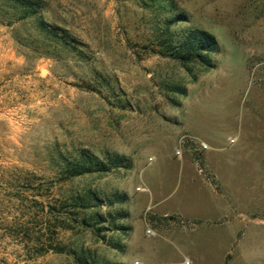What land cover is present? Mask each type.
Wrapping results in <instances>:
<instances>
[{
	"label": "rangeland",
	"instance_id": "rangeland-1",
	"mask_svg": "<svg viewBox=\"0 0 264 264\" xmlns=\"http://www.w3.org/2000/svg\"><path fill=\"white\" fill-rule=\"evenodd\" d=\"M45 1L86 56L36 55L0 23V264H76L47 242L123 264H264V0ZM172 11V29L214 35L213 67L156 52ZM92 69L113 91L86 88ZM77 147L131 167L56 180V150ZM87 187L126 195L110 209L130 229L105 231L122 250L63 206Z\"/></svg>",
	"mask_w": 264,
	"mask_h": 264
},
{
	"label": "trees",
	"instance_id": "trees-1",
	"mask_svg": "<svg viewBox=\"0 0 264 264\" xmlns=\"http://www.w3.org/2000/svg\"><path fill=\"white\" fill-rule=\"evenodd\" d=\"M160 1L166 2L169 8H174L172 0ZM46 7L45 0H0V23L9 28L14 41L26 46L36 55L55 59L71 55L78 60L85 59L86 43L75 37L67 28L46 19ZM171 14L164 21L156 52L177 61L188 72H191L189 63L203 69L213 67V53L218 49L214 35L199 27L188 26L174 30L170 27L171 23L186 19L183 12L172 11ZM92 74L98 87L86 83V88L99 92V87L103 85L113 91L110 77L93 69ZM171 88L183 93L182 87L178 85H172ZM54 162L58 181L83 174L106 173L131 167V159L128 156L109 150L97 155L85 147L73 148L69 152L56 150ZM125 199L126 195L121 192L106 194L87 187L65 195L62 204L69 214L73 213L70 218L78 226L90 230L111 248L122 250L123 243L117 238L107 236L105 231L119 230L122 234H127L130 226L118 221L127 216L126 210L119 207L110 209L114 203H122ZM102 206L106 207L103 211L100 209ZM59 226L63 224L59 223ZM49 249L69 253L76 264H123L99 259L87 251H76L59 243L47 242L42 250Z\"/></svg>",
	"mask_w": 264,
	"mask_h": 264
},
{
	"label": "water",
	"instance_id": "water-1",
	"mask_svg": "<svg viewBox=\"0 0 264 264\" xmlns=\"http://www.w3.org/2000/svg\"><path fill=\"white\" fill-rule=\"evenodd\" d=\"M43 71H44V69H43Z\"/></svg>",
	"mask_w": 264,
	"mask_h": 264
}]
</instances>
